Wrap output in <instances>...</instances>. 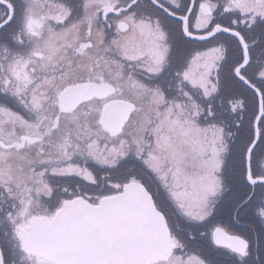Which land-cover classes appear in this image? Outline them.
I'll return each instance as SVG.
<instances>
[{
    "label": "snow or ice",
    "instance_id": "obj_1",
    "mask_svg": "<svg viewBox=\"0 0 264 264\" xmlns=\"http://www.w3.org/2000/svg\"><path fill=\"white\" fill-rule=\"evenodd\" d=\"M0 264H264V0H0Z\"/></svg>",
    "mask_w": 264,
    "mask_h": 264
}]
</instances>
